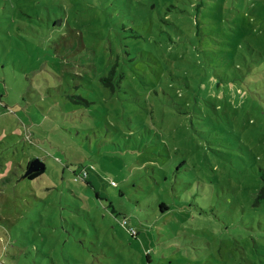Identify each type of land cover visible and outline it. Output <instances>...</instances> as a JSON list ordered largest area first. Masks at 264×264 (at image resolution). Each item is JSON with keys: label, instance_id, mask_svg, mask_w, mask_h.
Masks as SVG:
<instances>
[{"label": "rangeland", "instance_id": "rangeland-1", "mask_svg": "<svg viewBox=\"0 0 264 264\" xmlns=\"http://www.w3.org/2000/svg\"><path fill=\"white\" fill-rule=\"evenodd\" d=\"M263 172L264 0H0L3 264H264Z\"/></svg>", "mask_w": 264, "mask_h": 264}, {"label": "trees", "instance_id": "trees-1", "mask_svg": "<svg viewBox=\"0 0 264 264\" xmlns=\"http://www.w3.org/2000/svg\"><path fill=\"white\" fill-rule=\"evenodd\" d=\"M101 79L103 80V81H106L107 80V78L106 77H101ZM223 135H227V134H225V133H223ZM222 138H224L225 140H227V138L226 137H222ZM237 145L239 146V148H241V146L242 145H244L243 144V142H241V141H239L238 140V142H237ZM253 155H255L254 153H253ZM242 167H244V166H242ZM44 168H45V165H44ZM44 170V169H43ZM43 170H41V171H39V172H37V173H30L28 176H26V177H24V178H29V179H32V178H34V177H37L38 175H40L42 172H43ZM23 173V172H22ZM264 173V172H263ZM22 175V174H21ZM86 176H87V170L84 168L80 173H78L76 176H74V179H85L86 178ZM261 177H262V179H263V181H264V174H262L261 175ZM20 178H21V176H20ZM21 179H23V178H21ZM258 195L259 196H264V182H263V184L261 185V187H260V189H259V191H258ZM165 208V207H164ZM113 212H114V209H113ZM125 222H124V224H126V220L125 219H123ZM122 220V221H123ZM123 223V222H122ZM129 231H130V233H132V234H134L135 233V230L132 228V227H128L127 228ZM0 264H3L1 261H0Z\"/></svg>", "mask_w": 264, "mask_h": 264}, {"label": "water", "instance_id": "water-1", "mask_svg": "<svg viewBox=\"0 0 264 264\" xmlns=\"http://www.w3.org/2000/svg\"><path fill=\"white\" fill-rule=\"evenodd\" d=\"M44 165H45L44 162L40 158L38 157L32 158L27 164L25 170L23 171L21 178L28 176L32 172L43 170Z\"/></svg>", "mask_w": 264, "mask_h": 264}, {"label": "flooded vegetation", "instance_id": "flooded-vegetation-1", "mask_svg": "<svg viewBox=\"0 0 264 264\" xmlns=\"http://www.w3.org/2000/svg\"><path fill=\"white\" fill-rule=\"evenodd\" d=\"M32 158H30L27 162H26V164H25V166H24V168H23V171L25 170V168L27 167V164L29 163V161L31 160ZM37 172H39V171H36L35 173H37ZM34 173V172H33Z\"/></svg>", "mask_w": 264, "mask_h": 264}, {"label": "built area", "instance_id": "built-area-1", "mask_svg": "<svg viewBox=\"0 0 264 264\" xmlns=\"http://www.w3.org/2000/svg\"><path fill=\"white\" fill-rule=\"evenodd\" d=\"M112 183H114L113 181H111ZM123 223L125 222L124 220L122 221Z\"/></svg>", "mask_w": 264, "mask_h": 264}]
</instances>
